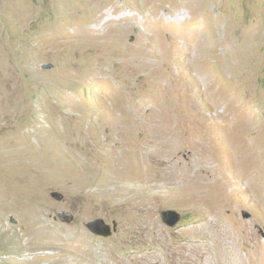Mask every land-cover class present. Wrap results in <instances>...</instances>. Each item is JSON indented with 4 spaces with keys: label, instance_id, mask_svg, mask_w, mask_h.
<instances>
[{
    "label": "rangeland",
    "instance_id": "374dc122",
    "mask_svg": "<svg viewBox=\"0 0 264 264\" xmlns=\"http://www.w3.org/2000/svg\"><path fill=\"white\" fill-rule=\"evenodd\" d=\"M25 1L0 0V264H55L59 249L49 244L56 240L87 246L91 264H124L116 257L144 249L168 264H240L246 249L234 243V227L223 226V213L257 231L252 242L264 264V218L242 197L264 166V0H166L155 13L151 0H104L90 23L93 37L137 23L110 54L58 33L70 26L53 2L73 0ZM153 32L163 44L150 40ZM163 53L169 77L162 82L172 89L152 92L138 66ZM192 56L198 65L190 68ZM106 61L138 71L127 79ZM31 188H45L53 208L40 215L26 203L32 217L12 209L11 199ZM223 192L235 200L221 211ZM169 210L181 216L174 226L163 216ZM99 218L112 235L87 227ZM30 222L51 223L55 238L27 233Z\"/></svg>",
    "mask_w": 264,
    "mask_h": 264
},
{
    "label": "bare ground",
    "instance_id": "6f19581e",
    "mask_svg": "<svg viewBox=\"0 0 264 264\" xmlns=\"http://www.w3.org/2000/svg\"><path fill=\"white\" fill-rule=\"evenodd\" d=\"M11 1H13V0H11ZM25 1V0H24ZM79 0H73V3H71V4H68L67 6H63L59 1L58 2H53L54 4L52 5L53 7H58L57 9L60 11V13H61V15L63 16V17H66V19L68 20V24H69V26H70V30L67 32V31H64L63 29H65V28H63V29H61V27L58 29V33L59 34H63V35H65V36H67L68 38H69V41L70 40H73V43H77V44H79L81 47H86V46H88V48H93V45H99V47L101 48V50L98 48V51H100V53L102 52L103 54H110V52H112V51H114V50H116V49H120V46L121 45H123V44H125L124 42H125V40H124V42H123V38L125 39V37H123V35L125 34V33H127V32H130V31H132L133 29H135V27L137 26V23H136V25H135V21H130V22H124V24H121V25H119L117 28H115L114 29V27H116V26H113L112 27V29H114L113 31H112V29H110V31H109V33H108V35L106 34V36H102V38L101 39H99V38H95V37H93V34H92V30H91V27H90V23L91 22H93V20L96 18V16L98 15V13L100 12V10H101V8H102V6H103V3H104V0H80L85 6H86V9H85V13H87L88 15H89V18H87L86 20H83L82 19V17H83V15H82V12H83V10L84 9H81V8H79L78 7V5L75 3V2H78ZM166 0H151V2H152V4H153V7H154V13H155V11L161 6L162 7V5H163V3L165 2ZM26 2V1H25ZM16 3V2H15ZM21 4H22V2H21ZM12 5H14V4H12ZM23 5V4H22ZM18 6H19V4H18ZM16 7V6H15ZM14 7V8H15ZM24 7V6H23ZM61 7V9H59ZM25 8V7H24ZM20 9V8H19ZM56 9V8H55ZM21 10H22V8H21ZM14 11H18V10H15L14 9ZM25 11V10H24ZM24 11L22 10V11H18L16 14H18L19 12H23L24 13ZM150 11V10H149ZM27 12H30V7H29V9L27 10ZM27 12H25L26 13V17H27ZM151 12H153V11H151ZM14 13V12H13ZM18 15H20V14H18ZM18 15H16V16H18ZM74 16V17H73ZM84 18V17H83ZM64 19V18H63ZM108 20H109V18H108ZM60 26V25H59ZM139 29V28H138ZM152 29V28H151ZM150 30V29H149ZM104 35V34H103ZM145 35V34H144ZM143 35V36H144ZM97 37V36H96ZM143 38V37H142ZM149 38H150V40L152 41V42H156V44H159V43H162V42H164V37L161 35V34H156V33H151V34H149ZM67 39V38H66ZM164 39V40H163ZM60 41V40H59ZM67 41H68V39H67ZM58 42V41H57ZM59 43H62V42H59ZM72 43V42H71ZM151 43V42H150ZM154 43H152V44H154ZM163 44V43H162ZM160 45V44H159ZM154 46V45H153ZM186 46H188L187 44H186ZM198 46V45H197ZM126 47V46H125ZM129 47V46H128ZM158 47V46H157ZM194 47H195V45H194ZM103 48V49H102ZM161 48V47H160ZM185 48V47H184ZM186 48H188V47H186ZM127 49V48H126ZM196 49V48H195ZM160 50V49H159ZM187 50V49H186ZM194 50V49H193ZM199 50V49H198ZM202 51H204V50H202ZM154 52H156V51H154ZM163 52V51H162ZM195 52V51H194ZM113 53V52H112ZM157 53V52H156ZM118 54V53H117ZM116 54V55H117ZM150 54V52L147 54V55H149ZM193 54V53H192ZM212 54H214V53H212ZM216 54V53H215ZM134 56V55H133ZM158 56V55H157ZM213 56H215V55H213ZM147 57H149V56H147ZM146 58V57H145ZM150 58V57H149ZM135 59H137V58H135ZM191 59H194L193 58V56H192V58ZM69 60V59H68ZM141 60V59H140ZM143 60V59H142ZM180 60V59H179ZM211 60V59H210ZM147 61V60H146ZM205 61H206V59H205ZM69 62V61H68ZM140 62V61H139ZM185 62H187V61H185ZM106 63H107V65L108 64H111V70H112V72L114 73L115 71H117L116 72V74H119L120 76L122 75L123 77H126L127 79L129 78V77H131L132 75H131V73L132 72H129V71H133L134 72V70H136V72L138 71V69L135 67H132L133 66V64H132V66L131 65H127V63L125 64V62H124V64L122 63V62H115V63H112V61H111V63H110V61L109 62H107L106 61ZM106 63H104V64H106ZM169 63V59L167 58V56L163 53V54H160L156 59L154 58V59H151V60H148L147 62H143V63H141L140 62V65L138 66V68L139 69H144V70H147V74L146 75H144L143 77H144V80L145 81H147L148 82V89L150 90V91H155V92H159V93H162V92H166V91H170L171 89H172V85H170V84H167V83H163L162 82V80H164V79H167L169 76V73H168V71H166L165 69H163V67L164 66H167V64ZM94 64V63H93ZM96 64V63H95ZM129 64H130V62H129ZM138 64V63H137ZM174 64V63H173ZM195 64L196 65H198L197 64V62H195V59L194 60H189L188 61V66L191 68H193V66H195ZM109 66V65H108ZM171 66V65H170ZM96 67V66H95ZM168 67V66H167ZM110 69V68H109ZM110 70V71H111ZM211 70V69H210ZM97 71V70H96ZM98 72H100V70L98 71ZM173 72V71H172ZM104 73H105V70H104ZM118 75V76H119ZM137 75V74H136ZM115 76V75H114ZM114 79V78H113ZM132 79V78H131ZM120 81V80H119ZM118 81V82H119ZM124 84V83H123ZM179 86V85H178ZM205 86V85H204ZM209 89V88H208ZM136 90V89H135ZM149 91V92H150ZM147 92V91H146ZM206 93V92H205ZM201 114V113H200ZM258 141V140H257ZM233 143V142H232ZM226 145V144H225ZM235 146V145H234ZM262 146V145H261ZM255 147V146H254ZM182 149V148H181ZM230 149V148H229ZM228 149V150H229ZM239 149V148H238ZM243 149V148H242ZM240 150V149H239ZM261 150H262V148H261ZM260 150V151H261ZM257 151V150H256ZM260 151H258L259 153H260ZM241 153V152H240ZM255 153H257V152H254V154H252V155H255ZM259 153H258V155H259ZM261 154H263V153H261ZM235 156H236V154H235ZM239 156H240V154H239ZM263 156V155H262ZM248 157V156H247ZM242 158V157H241ZM241 158H239L238 160L240 161V159ZM64 159V158H63ZM244 159H245V157H244ZM233 160H234V158H233ZM232 160V161H233ZM246 160V159H245ZM183 161V160H182ZM231 161V160H230ZM242 161L243 160H241V163H242ZM226 162V161H225ZM234 162H236V161H234ZM246 162V161H245ZM245 162H244V164H245ZM231 163V162H230ZM247 163V162H246ZM252 163V162H251ZM182 164H184V163H182ZM224 164V163H223ZM231 164H233V165H235V164H237V162L234 164V163H231ZM238 164H240V163H238ZM243 164V165H244ZM249 164V163H248ZM185 165V164H184ZM183 165V166H184ZM220 165H222V164H220ZM263 165H264V160H263ZM232 166V165H231ZM238 166V165H237ZM245 166V165H244ZM247 166V165H246ZM246 166L244 167L245 169H246ZM251 167H252V165H250ZM261 166V167H260ZM259 167H260V169L257 171V169H255V171H256V173H255V175H253V176H249V180L248 179H246V180H248L247 181V183H245L246 184V186H245V188H244V190H243V192H242V197L245 199V201H246V203L248 204L247 206H251L254 210H256V211H258V217H257V220H262L261 218H264V166H262V165H260ZM218 167V166H217ZM227 167V166H226ZM230 167V166H229ZM239 167V166H238ZM243 167V166H242ZM258 166H257V168H259ZM220 168H223V167H220ZM233 168V167H232ZM253 168V167H252ZM251 168V169H252ZM254 168H255V166H254ZM236 169H238V168H236ZM235 169V170H236ZM225 170V169H224ZM226 170H228V168L226 169ZM240 170H241V168H240ZM254 170V169H253ZM136 171V170H135ZM236 171H239V170H236ZM254 171V172H255ZM222 172V171H221ZM240 172V171H239ZM238 172V176H239V173ZM245 171H242L241 172V177H242V179L244 178V176H245V173H244ZM248 173V172H247ZM31 174V173H30ZM121 174V173H120ZM254 174V173H253ZM75 175V174H74ZM81 175V174H80ZM236 175H237V173H236ZM247 175V174H246ZM130 176V175H129ZM30 177V176H29ZM124 178H125V176H124ZM247 178V177H246ZM29 179V178H28ZM225 179V178H224ZM240 179V178H239ZM238 179V180H239ZM226 180H227V178H226ZM28 181V180H27ZM241 181V180H240ZM236 182H237V180H236ZM242 182V181H241ZM25 183V182H24ZM35 183V182H34ZM38 183V182H37ZM221 183V182H220ZM223 183V182H222ZM228 183V182H227ZM234 183V182H233ZM29 184V183H28ZM27 184V185H28ZM218 184V183H217ZM20 185V184H19ZM234 185V184H233ZM227 186V185H226ZM219 187V186H218ZM20 189V188H19ZM28 189V188H27ZM29 189H30V187H29ZM37 189H39V188H37ZM198 189V188H197ZM202 189V188H201ZM212 189V188H211ZM210 189V190H211ZM227 189V188H226ZM234 189V188H233ZM17 190V189H16ZM21 190V189H20ZM25 190V189H24ZM47 190V189H46ZM199 190V189H198ZM206 190V189H205ZM222 190H223V188H222ZM222 190H220L221 191V193H222ZM38 191H40V192H38ZM36 190V191H34L32 188H31V190H30V192H18V196L17 197H13L11 200V203H12V209H18V210H20L22 213H23V215L25 216V217H32L33 215L32 214H34L33 212H31V211H29V210H27V209H25V207H26V205L28 204V203H33V205H34V203L38 206V211H39V213H40V215L41 214H43L42 212L43 211H48V210H50V209H52L53 208V205L51 204V203H49L48 202V200H47V198H46V192H45V188H41L40 190ZM15 192V191H14ZM193 192V191H192ZM207 192V191H206ZM225 192V191H224ZM223 192V194H225ZM228 192V191H227ZM25 193V194H24ZM198 193V192H197ZM218 193H219V191H218ZM232 193V192H231ZM230 193V194H231ZM15 194V193H14ZM17 194V193H16ZM15 194V195H16ZM33 194H34V196H33ZM215 194V196H213L212 195V193H211V195H212V198L213 199H215L216 197H217V194L216 193H214ZM27 195H31L32 196V198L31 197H28V198H31L30 200H28V199H25V200H23V197L24 196H27ZM201 195V194H200ZM207 195H209V194H207ZM206 195V196H207ZM211 195H209L210 197L209 198H211ZM219 195V194H218ZM4 197V196H3ZM204 197V196H203ZM220 197V196H219ZM235 197V196H234ZM234 197H231V196H229L228 194H225V195H223V196H221V198H219V200H217L216 202V204L215 205H218L217 207H219V208H221V211L223 210V209H226V208H229V207H231V205H232V203L234 202V200L235 199H233ZM25 198V197H24ZM191 198V197H190ZM238 198V197H237ZM199 199V198H198ZM208 199V198H207ZM212 199V200H213ZM218 199V198H217ZM201 200H203V199H201ZM206 200V199H205ZM212 200H211V202H212ZM191 201V200H190ZM196 201H197V199H196ZM214 202H215V200H214ZM27 203V204H26ZM198 203V202H197ZM206 203V205L207 204H209V202H205ZM26 204V205H25ZM28 205H30V204H28ZM27 205V206H28ZM32 205V206H33ZM35 205V206H36ZM25 206V207H24ZM156 206V205H155ZM211 206V205H210ZM234 206V205H233ZM153 207V206H152ZM212 208H213V206H211ZM155 208V207H154ZM206 208H208L207 206H206ZM206 208H205V210H206ZM232 208V207H231ZM234 208V207H233ZM40 209H42V212L40 211ZM215 209H216V207H215ZM154 210V209H153ZM212 210V209H211ZM210 210V211H211ZM219 210V209H218ZM217 210V211H218ZM228 210V209H227ZM35 211V210H34ZM152 211V210H151ZM150 211V212H151ZM202 211H203V209H202ZM201 211V212H202ZM208 211V210H207ZM207 211H206V215H208V213H207ZM220 211V210H219ZM220 211V212H221ZM232 211V210H231ZM204 212V211H203ZM211 212H215L214 211V209L211 211ZM210 212V213H211ZM224 212H225V210H224ZM37 213V212H36ZM215 214H217V213H215ZM219 215V214H218ZM220 215H222L223 216V226H226V227H228L229 228V226L230 225H232L233 227H234V229H233V239H234V243H236V246L237 245H240L241 246V248H243V249H246V252H245V254H244V257H240V256H238V257H240V259H242V262H240V264H263L262 262H261V259H260V257H259V247L256 245V242H252L254 239L253 238H255V234H257V231L253 228V227H242V226H240V224L241 223H239V226L236 224V223H234L233 222V219H235L234 218V216H233V218L231 217V216H225L224 217V213L223 214H220ZM130 216V215H129ZM205 216V215H204ZM216 216V215H215ZM218 216H216V220L218 219L217 218ZM220 217V216H219ZM46 218V217H45ZM40 219V218H39ZM208 219H211V218H208ZM221 219V218H220ZM219 219V220H220ZM212 220V219H211ZM211 220H210V222H211ZM236 220V219H235ZM234 220V221H235ZM209 221V220H208ZM213 221H214V219H213ZM216 222V221H215ZM237 222V221H236ZM34 223H36V222H34ZM34 223H31L30 222V225H29V227H28V229H27V233H29V234H31L32 236H36V235H41V236H43V237H46V238H52V237H54V230H56L55 228H53V226H51L50 224H44L43 225V222L41 223V224H38V226L36 227V226H34ZM44 223H45V220H44ZM208 223V222H207ZM206 223V224H207ZM212 223V225H213V222H211ZM208 225V224H207ZM210 225V224H209ZM241 225H243V224H241ZM223 226H222V228H223ZM205 227H206V225H205ZM215 227V226H214ZM218 227V226H217ZM232 227V228H233ZM207 228V227H206ZM218 229H220V228H218ZM207 230V229H206ZM212 230V229H211ZM215 230V229H214ZM223 230V229H222ZM226 231V230H225ZM58 232V231H57ZM153 232V231H152ZM162 232V231H161ZM160 232V233H161ZM203 232V231H202ZM212 233V232H211ZM58 234V233H57ZM162 234H163V232H162ZM207 234V233H206ZM216 234V233H215ZM227 234V233H226ZM56 235V234H55ZM59 235V234H58ZM161 235V234H160ZM154 236V235H153ZM166 236H167V234H166ZM202 236V235H201ZM209 236V235H208ZM231 236H232V234H231ZM231 236H230V238H231ZM80 237V236H79ZM139 236H137V238H138ZM172 237V236H171ZM213 237V236H212ZM215 237V236H214ZM257 237V236H256ZM55 238V237H54ZM59 238V237H58ZM57 238V239H58ZM142 238H144V237H142ZM147 238V237H146ZM150 238V237H149ZM159 238V237H158ZM162 239L164 238L163 236L161 237ZM160 238V239H161ZM170 238V237H169ZM82 239H83V237H82ZM141 239V238H140ZM152 239V238H151ZM168 239V238H167ZM206 239H207V237H206ZM232 239V238H231ZM78 240V239H77ZM81 240V239H80ZM85 240V239H84ZM137 240V239H136ZM169 240V239H168ZM175 240H177V239H175ZM205 240V239H204ZM203 240V241H204ZM218 240V239H217ZM86 241V240H85ZM167 241V240H166ZM207 241V240H206ZM218 241H220V240H218ZM51 242V241H50ZM49 242V243H50ZM63 241H61V242H59V241H52V243H50L49 245L51 246V247H53V248H58L59 250L58 251H56V252H54L53 254L56 256V258H58V260H57V262L55 263V264H78V263H86V264H91L92 262H90V260H88V259H85V254H86V249L85 248H87V246L86 247H80V246H78V244H76V246H67L66 244H64L63 245V243H62ZM161 242L162 241H160V243H158V244H161ZM170 242H171V240H170ZM200 242V241H199ZM208 242V241H207ZM216 242V241H215ZM258 242V241H257ZM79 243H82V244H84V242L81 240V241H79ZM86 243V242H85ZM139 243V242H138ZM163 244L165 243L164 241L162 242ZM169 243V242H168ZM178 243V242H177ZM233 243V242H232ZM91 244V243H90ZM141 244V243H140ZM146 244V243H145ZM151 244H153V243H151ZM166 245H168L167 244V242L165 243ZM164 244V245H165ZM171 244V243H170ZM169 244V245H170ZM175 244H176V242H175ZM180 244V243H179ZM191 244V243H190ZM194 244V243H193ZM198 245H199V243H197ZM197 244H195V245H197ZM201 244V243H200ZM208 244V243H207ZM216 244H217V242H216ZM66 245V246H65ZM75 245V244H74ZM84 245H86V244H84ZM92 245V244H91ZM142 245V244H141ZM157 245V244H156ZM161 246V247H165V246ZM185 245V244H184ZM183 245V246H184ZM213 245V244H212ZM235 245V244H234ZM149 246V245H148ZM186 246V245H185ZM188 246V245H187ZM191 246V245H190ZM201 246V245H200ZM204 246V245H203ZM205 246H206V248L207 249H209V246L208 245H206L205 244ZM221 246V245H220ZM226 246V245H225ZM231 246V245H230ZM139 247V246H138ZM142 247H144V245L142 246ZM150 247V246H149ZM152 247V246H151ZM154 248H155V246H153ZM158 246H156V248H157ZM168 247V246H167ZM192 247H194L193 245H192ZM197 247V246H196ZM213 247H215V246H213ZM229 247V246H228ZM228 247H226V248H228ZM234 247V246H233ZM145 248V247H144ZM148 248V247H147ZM175 248V247H174ZM186 248V247H185ZM201 248V247H200ZM205 248V249H206ZM153 249V248H152ZM158 250L160 249L159 247L157 248ZM195 249V248H194ZM196 249H198V248H196ZM195 249V250H196ZM216 249V248H215ZM92 250V249H91ZM160 250H162V249H160ZM167 250V249H166ZM165 250V251H166ZM172 250V249H171ZM200 250V249H199ZM198 250V251H199ZM202 250V249H201ZM211 250V249H210ZM213 250H214V248H213ZM212 250V251H213ZM240 251H241V249H240ZM89 252V251H88ZM148 252L149 251H146L145 249L144 250H137L135 253V255H133V256H131V257H125V259H123V258H120L119 256L118 257H116L117 259H119V260H121L124 264H168L167 262H165L159 255H158V253L156 254L155 252H157L156 250H155V252H153L152 254H148ZM168 252V251H167ZM171 252V251H170ZM190 252V251H189ZM188 252V253H189ZM205 252V251H204ZM220 252V251H219ZM228 252V251H227ZM90 253V252H89ZM107 254L108 253H110L111 254V252H106ZM160 253H161V251H160ZM181 253V252H180ZM186 253V252H185ZM215 253H216V251H215ZM234 253H235V255L237 254V251H236V249L234 250ZM93 254V253H92ZM104 254V253H103ZM106 254V255H107ZM163 254V253H162ZM177 254V253H176ZM183 254V253H182ZM109 255V254H108ZM112 255V254H111ZM164 255H166L165 253H164ZM167 255H168V253H167ZM166 255V256H167ZM178 255V254H177ZM184 255V254H183ZM205 255V254H204ZM208 255V254H207ZM234 255V254H233ZM238 255V254H237ZM239 255H240V253H239ZM90 256V255H89ZM99 256H97V258H98ZM101 257V256H100ZM108 257V256H107ZM109 257H110V255H109ZM113 257V256H112ZM169 257V256H168ZM171 257V256H170ZM175 257H177V256H175ZM208 257V256H207ZM103 258H104V256H103ZM105 258H106V256H105ZM190 258V257H189ZM188 258V259H189ZM192 258V257H191ZM203 258V257H202ZM212 258H214V257H212ZM211 258V259H212ZM108 259V258H107ZM168 259V258H167ZM100 260V259H99ZM103 260V259H102ZM169 260V259H168ZM197 260V259H196ZM208 260V259H207ZM213 260V259H212ZM231 260V259H230ZM170 261V260H169ZM168 261V262H169ZM176 261V259L175 260H173V263ZM186 261V260H185ZM211 261V260H210ZM218 261H220L221 262V257H219V259H218ZM222 261H223V264H225L224 263V260L222 259ZM236 261V260H235ZM239 261V260H238ZM202 262H204V261H201V263ZM80 263V264H81ZM177 263V262H176ZM185 263V262H184ZM206 263H208V262H206ZM215 263V262H214ZM101 264H111V263H108V262H106V261H102L101 262ZM183 264V263H182ZM204 264V263H203ZM222 264V263H221ZM227 264V263H226Z\"/></svg>",
    "mask_w": 264,
    "mask_h": 264
},
{
    "label": "water",
    "instance_id": "95a60500",
    "mask_svg": "<svg viewBox=\"0 0 264 264\" xmlns=\"http://www.w3.org/2000/svg\"><path fill=\"white\" fill-rule=\"evenodd\" d=\"M163 216L167 224L171 226L176 225L181 219V216L173 210L164 212ZM86 225L93 233L101 235V236L107 237V236L112 235L113 233L111 225H109L103 219H100V218L93 220L87 223Z\"/></svg>",
    "mask_w": 264,
    "mask_h": 264
}]
</instances>
